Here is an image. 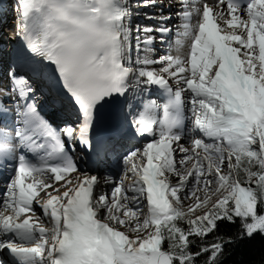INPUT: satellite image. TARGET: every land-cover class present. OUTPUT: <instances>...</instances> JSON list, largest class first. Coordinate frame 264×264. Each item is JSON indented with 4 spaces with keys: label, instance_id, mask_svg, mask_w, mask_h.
<instances>
[{
    "label": "snow or ice",
    "instance_id": "1",
    "mask_svg": "<svg viewBox=\"0 0 264 264\" xmlns=\"http://www.w3.org/2000/svg\"><path fill=\"white\" fill-rule=\"evenodd\" d=\"M9 6L0 264H264V0ZM154 33L187 52L157 57Z\"/></svg>",
    "mask_w": 264,
    "mask_h": 264
},
{
    "label": "bare ground",
    "instance_id": "2",
    "mask_svg": "<svg viewBox=\"0 0 264 264\" xmlns=\"http://www.w3.org/2000/svg\"><path fill=\"white\" fill-rule=\"evenodd\" d=\"M10 1H11V0L7 1V3H8L7 5H10V4H11ZM168 2H169V0H157V3H158V4H159V3H162V4H163V7H164V15H165V16H166V14L170 15V14L174 13V10L177 9V8H174L173 6L169 7ZM207 2H208L209 4H212V3H214V0H207ZM5 6H6V5H5ZM4 10H5V13L7 14V17H6L7 19H10L12 16H13V17L16 16L15 12L12 11V8H11L10 6H8V8L3 7V12H4ZM155 13H156V14L159 13L158 10H156ZM6 21H8V20H6ZM151 21H154V20H151ZM193 22H195V20H194ZM13 23H14V22H13ZM175 23H176V19H175ZM167 26H168L169 28H172V27H173V21H168V22H167ZM8 30H10V26H8ZM181 30H183L182 27H181ZM175 31H176V29H174V33H175ZM9 33H11V32H9ZM174 35H175V34H173L171 37H174ZM156 36H157V35H156ZM181 39H182V38H181ZM157 40H158V39H157ZM158 42H159V45L162 46L161 49L159 48L162 52L165 51L166 48H167L168 50H169V49H172V51H173V50L177 51V46H172V45H171V47H169L168 44H161V43H160V40H159ZM14 46H15L17 52H18V51H19V47H20L19 42H18V38H16V42H15V43L13 42V45H12V42H11L10 45H9L10 48H12V47H14ZM154 47L156 48V45H154ZM157 49H158V48H157ZM184 52H187V47H186V46H185L183 49H181L179 52L177 51L176 56H178V55H182ZM164 53H165V52H164ZM12 56H14V54H12ZM14 57H15V56H14ZM0 61H1L4 65L13 64L12 57H10L6 52L0 56ZM189 135H194L193 133H191V130H189V131L186 132V135H185V138H184V142H183V143L189 142V141H188V140H189V139H188V136H189ZM143 146H144V145H141V146H139V147H143ZM179 155H181V154H179ZM84 166L86 167V165H84ZM108 188H109V191H111V185H108ZM105 191L107 192V190H105Z\"/></svg>",
    "mask_w": 264,
    "mask_h": 264
},
{
    "label": "rangeland",
    "instance_id": "3",
    "mask_svg": "<svg viewBox=\"0 0 264 264\" xmlns=\"http://www.w3.org/2000/svg\"><path fill=\"white\" fill-rule=\"evenodd\" d=\"M156 11V9H150V8H145V7H135L134 9H133V12L134 13H136V12H139V13H141V15H139V16H137V15H135V14H133V16H132V25H133V27H135V25H137V24H140V25H148V26H153V27H155L156 26V22H158V21H151V20H147V19H145V17H144V15H143V13H145V12H147V13H149V14H152L153 12H155ZM156 14V13H155ZM157 16L159 15V13H157L156 14ZM16 17V16H15ZM15 17H11L10 18V20H11V22H12V24L11 25H13V27H11L10 25V30H8V32H11L12 33V31H13V36H16V34H15V28H16V18ZM14 22V23H13ZM10 33V34H11ZM153 35H155V34H153ZM156 36V35H155ZM156 38H158V36H156ZM159 40H160V38H159ZM159 40H157L156 39V41L158 42ZM157 42H156V44H157ZM15 43V42H14ZM159 44V43H158ZM175 44V43H174ZM12 45H13V43H12ZM160 46V45H159ZM158 48V46H156V56L158 57V56H163L164 55V52H166V50L165 51H163V53H161L162 51L161 50H159V49H157ZM162 48V46H160V49ZM167 49V48H166ZM185 53V52H184ZM163 54V55H162ZM183 55V54H182ZM177 159H179V155H177ZM120 172H121V170H120ZM182 196L184 195L183 193L181 194ZM191 203H194V200H185V201H183V204H184V208H185V210L187 209V206L189 205V204H191Z\"/></svg>",
    "mask_w": 264,
    "mask_h": 264
},
{
    "label": "trees",
    "instance_id": "4",
    "mask_svg": "<svg viewBox=\"0 0 264 264\" xmlns=\"http://www.w3.org/2000/svg\"><path fill=\"white\" fill-rule=\"evenodd\" d=\"M236 230L235 226H232V225H229V226H226V227H223L221 229L222 232H225L227 234H232L234 233ZM212 237L209 236L208 238V242L211 243L212 241ZM260 247H261V243H260V240L259 238H257L256 241L253 242L252 246H251V253L254 254L255 258L256 259H259V252H260ZM195 250V249H193ZM248 256L247 255H244V254H241V253H238L236 256H235V260H240V259H247ZM229 264H232V261H229Z\"/></svg>",
    "mask_w": 264,
    "mask_h": 264
}]
</instances>
